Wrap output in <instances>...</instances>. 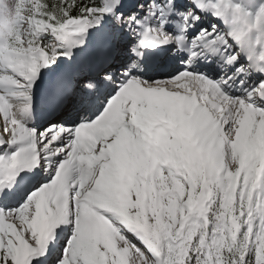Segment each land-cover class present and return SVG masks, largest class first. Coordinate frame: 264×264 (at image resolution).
Wrapping results in <instances>:
<instances>
[{
	"label": "snow or ice",
	"instance_id": "1",
	"mask_svg": "<svg viewBox=\"0 0 264 264\" xmlns=\"http://www.w3.org/2000/svg\"><path fill=\"white\" fill-rule=\"evenodd\" d=\"M247 3L0 0V264H264Z\"/></svg>",
	"mask_w": 264,
	"mask_h": 264
},
{
	"label": "clouds",
	"instance_id": "2",
	"mask_svg": "<svg viewBox=\"0 0 264 264\" xmlns=\"http://www.w3.org/2000/svg\"><path fill=\"white\" fill-rule=\"evenodd\" d=\"M242 15L237 26L244 34L246 38L251 39L257 43L261 49H264V17H251L247 18Z\"/></svg>",
	"mask_w": 264,
	"mask_h": 264
},
{
	"label": "bare ground",
	"instance_id": "3",
	"mask_svg": "<svg viewBox=\"0 0 264 264\" xmlns=\"http://www.w3.org/2000/svg\"><path fill=\"white\" fill-rule=\"evenodd\" d=\"M233 3H237V4H240V5H245V6H247V7L249 8V12H250L253 16H254V15L256 14V12L258 11L257 8H255V7H253V6H250V5L247 3V0H233ZM201 67H204L203 69H206V66H204V65H201ZM204 72H205V71H202V69H201V73H204ZM209 78L215 80V76H213V77H209ZM238 87H242V85H241V86L238 85ZM229 95H231V94L229 93ZM238 98H242V97H238ZM14 150H15V149H13V151H14ZM53 178H54V177H53ZM46 182H47V181H46ZM61 227H63V225L59 226L57 232H59V231L61 230ZM54 231H55V229H54ZM33 264H34V262H33Z\"/></svg>",
	"mask_w": 264,
	"mask_h": 264
},
{
	"label": "rangeland",
	"instance_id": "4",
	"mask_svg": "<svg viewBox=\"0 0 264 264\" xmlns=\"http://www.w3.org/2000/svg\"><path fill=\"white\" fill-rule=\"evenodd\" d=\"M241 6L244 7L245 10H248L249 11V8L247 6H245V5H241Z\"/></svg>",
	"mask_w": 264,
	"mask_h": 264
}]
</instances>
